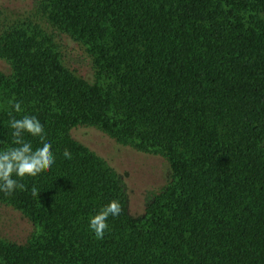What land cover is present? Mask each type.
Instances as JSON below:
<instances>
[{
    "label": "trees",
    "instance_id": "1",
    "mask_svg": "<svg viewBox=\"0 0 264 264\" xmlns=\"http://www.w3.org/2000/svg\"><path fill=\"white\" fill-rule=\"evenodd\" d=\"M67 38L91 76L69 65ZM24 115L54 164L0 192L38 228L0 234V264H264V0H33L17 17L0 0V151ZM78 126L167 159L143 213ZM113 199L98 239L90 217Z\"/></svg>",
    "mask_w": 264,
    "mask_h": 264
},
{
    "label": "rangeland",
    "instance_id": "2",
    "mask_svg": "<svg viewBox=\"0 0 264 264\" xmlns=\"http://www.w3.org/2000/svg\"><path fill=\"white\" fill-rule=\"evenodd\" d=\"M9 13L23 16L31 11L33 0H2ZM68 45H67V43ZM65 43L67 59L71 67L84 75L91 76L89 59L85 58L84 48L67 38ZM74 134L94 150L106 156L124 175L128 192L130 211L139 215L145 210L147 195L163 185L170 176L167 159L156 153L138 150L130 145L117 142L108 134L95 127L78 126ZM37 226L20 210L0 201V234L21 242L29 239Z\"/></svg>",
    "mask_w": 264,
    "mask_h": 264
},
{
    "label": "clouds",
    "instance_id": "3",
    "mask_svg": "<svg viewBox=\"0 0 264 264\" xmlns=\"http://www.w3.org/2000/svg\"><path fill=\"white\" fill-rule=\"evenodd\" d=\"M14 110L21 112V104L14 103ZM9 126L13 129V143L15 147L0 151V192L10 195L14 190H24L25 185L18 183L13 175L23 178L36 176L49 170L54 164L52 146L45 140L44 127L35 116L24 115L20 119L12 118ZM27 132L33 137H39L41 147L33 149L30 142H26L23 134ZM64 157L71 159V153L65 149ZM32 194L37 195V189L33 187ZM122 211L119 201L113 199L104 205L95 215L90 217L89 229L95 237L102 239L108 228L109 216H119Z\"/></svg>",
    "mask_w": 264,
    "mask_h": 264
}]
</instances>
